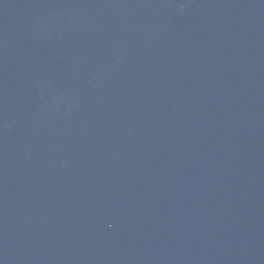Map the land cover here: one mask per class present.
<instances>
[{
    "label": "water",
    "instance_id": "obj_1",
    "mask_svg": "<svg viewBox=\"0 0 264 264\" xmlns=\"http://www.w3.org/2000/svg\"><path fill=\"white\" fill-rule=\"evenodd\" d=\"M0 264H264V0H0Z\"/></svg>",
    "mask_w": 264,
    "mask_h": 264
}]
</instances>
